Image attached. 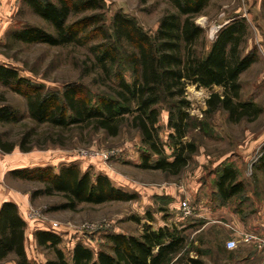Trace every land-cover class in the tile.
I'll return each instance as SVG.
<instances>
[{
  "label": "rangeland",
  "instance_id": "1",
  "mask_svg": "<svg viewBox=\"0 0 264 264\" xmlns=\"http://www.w3.org/2000/svg\"><path fill=\"white\" fill-rule=\"evenodd\" d=\"M118 11L135 18L154 34L163 14L176 9L170 0H104L101 12L107 27ZM236 16L245 17L249 23L244 52L253 48L258 51V60L240 76V99L255 101L263 112L255 120L245 118L239 122L229 121L223 109L207 115V98L223 88L188 85L192 126L185 140L193 141L197 151L177 175L141 166L142 153L149 148L131 116H127L117 136L79 126L63 131L35 122L26 97L0 82V105H11L19 117V121L0 123L2 139L15 144L11 152L0 149V206L7 199L19 202L27 222L26 251L33 264H47L55 258L54 250L39 246L34 237L37 229L48 228L52 221L60 224L57 234L62 237L60 247L68 259L77 242L97 252L109 245L105 237L109 232L139 235L145 225L154 229L167 225L181 229L186 238L171 264H192V258L205 264H264V166H259L264 155V0H211L196 21L205 28L203 48L207 50L219 29ZM77 17L72 15L70 21ZM12 18L11 23L0 27V64L17 69L21 76L47 89L62 90L68 82H82L92 95L109 90L100 83V69L95 67L90 44L52 46L17 41L11 32L26 25L55 30L23 3H17ZM118 69L132 79L128 63L119 61ZM106 84L111 85V81ZM159 111V135L166 154L171 156L166 103L159 105ZM28 131L30 149L25 151L19 144ZM73 162L82 171L108 175L117 186L137 192L138 199L81 203L76 210L58 208L66 202L63 194L33 197L34 191L45 187L44 182L10 174L12 169L37 166H53L57 171L62 164ZM225 164L237 168L245 191L224 203L216 182ZM184 205L189 207V214H185ZM229 239L236 240L234 249L227 248ZM15 258L11 254L0 264H15Z\"/></svg>",
  "mask_w": 264,
  "mask_h": 264
},
{
  "label": "trees",
  "instance_id": "2",
  "mask_svg": "<svg viewBox=\"0 0 264 264\" xmlns=\"http://www.w3.org/2000/svg\"><path fill=\"white\" fill-rule=\"evenodd\" d=\"M170 1L176 11L163 14L156 32L151 34L135 18L121 11L115 12L107 27L101 12L104 0H20L55 31L26 25L12 31L11 37L25 43L52 46L90 44L95 67L100 69V83L109 90L92 95L82 82H68L62 90L47 89L5 64H0V82L26 97L29 114L35 122L63 131L79 126L117 136L127 116H131L132 124L140 130L142 141L149 148L142 153L141 166L177 175L197 151L193 141L185 140L192 126L188 85L223 88L222 92L214 91L207 98V115L223 109L229 121L239 122L245 118L257 119L263 108L253 100L240 99V76L258 60L255 48L248 52L243 49L249 35L247 19L232 18L219 29L209 49L205 50L206 31L196 17L211 0ZM89 11L92 13L88 14ZM72 15L79 17L70 21ZM121 60L129 64L131 80L118 69ZM109 80L111 85L106 84ZM162 103H166L169 111L171 156L166 154L159 135V105ZM14 121H19L17 111L9 104L0 105V123ZM30 136L31 131L23 135L19 144L22 150L30 149ZM14 147L13 142L4 141L0 134L2 151L11 152ZM259 166H264V155ZM10 174L44 182L45 187L34 191L33 197L63 194L66 202L58 208L76 210L81 203L138 199L137 192L117 186L106 174L82 171L75 162L62 164L57 171L53 166H37L12 169ZM216 186L224 203L245 191L237 168L231 164L222 166ZM26 227L19 206L10 200L3 201L0 206V260L14 254L15 264H33L25 246ZM34 237L39 246L55 252V258L47 264H171L186 241L177 227L166 225L154 229L145 225L139 235L107 233L109 245L97 252L77 242L68 259L60 247L62 237L57 232L37 229ZM190 261L205 264L199 258Z\"/></svg>",
  "mask_w": 264,
  "mask_h": 264
},
{
  "label": "crops",
  "instance_id": "3",
  "mask_svg": "<svg viewBox=\"0 0 264 264\" xmlns=\"http://www.w3.org/2000/svg\"><path fill=\"white\" fill-rule=\"evenodd\" d=\"M17 3H20V0H0V27L1 25H6L13 21L12 15L14 14ZM7 200L13 201L17 205L19 203L17 199Z\"/></svg>",
  "mask_w": 264,
  "mask_h": 264
},
{
  "label": "built area",
  "instance_id": "4",
  "mask_svg": "<svg viewBox=\"0 0 264 264\" xmlns=\"http://www.w3.org/2000/svg\"><path fill=\"white\" fill-rule=\"evenodd\" d=\"M103 155H104L103 157L106 158V159L109 157V155H107V154H103ZM184 206L186 207L187 205H184ZM184 211H185V214H189L190 213L189 207H186L184 209ZM45 229L53 230V231L57 232L60 229V224H59L58 221H52L49 224V227L45 228ZM226 246H227L228 249H234L237 246V242H236L235 239H229L226 242ZM263 252H264V248H263Z\"/></svg>",
  "mask_w": 264,
  "mask_h": 264
}]
</instances>
